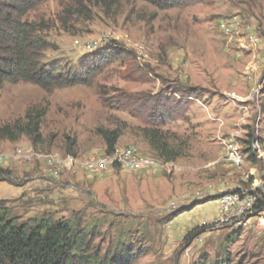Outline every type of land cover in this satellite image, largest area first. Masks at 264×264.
Returning a JSON list of instances; mask_svg holds the SVG:
<instances>
[{
    "label": "rangeland",
    "instance_id": "obj_1",
    "mask_svg": "<svg viewBox=\"0 0 264 264\" xmlns=\"http://www.w3.org/2000/svg\"><path fill=\"white\" fill-rule=\"evenodd\" d=\"M30 2L20 20L38 29V57L83 82L49 91L5 82L0 125L39 116L41 140H0V155L30 148L105 160L99 135L117 131L118 151L134 147L161 164L140 134L149 127L175 135L183 155L163 169L76 164L56 178L43 170L44 159L4 160L0 168L12 184L0 182V200L19 221L48 214L93 229L100 257L128 245L126 264L210 263L222 256L227 264H264V210L250 215L236 238L238 227L217 224L221 195L264 196V0H195L163 9L141 0L82 7ZM202 225L188 244L182 240Z\"/></svg>",
    "mask_w": 264,
    "mask_h": 264
},
{
    "label": "trees",
    "instance_id": "obj_2",
    "mask_svg": "<svg viewBox=\"0 0 264 264\" xmlns=\"http://www.w3.org/2000/svg\"><path fill=\"white\" fill-rule=\"evenodd\" d=\"M31 0H0V90L5 82L33 83L49 91L50 86L73 85L83 82L77 74L57 72L52 65L47 66V61L42 62L38 53L42 50V43L36 35L38 29L35 25L28 24L20 19L28 9ZM71 3L82 7L85 3L99 2L102 0H69ZM157 8H170L185 2L195 0H141ZM33 2V1H32ZM105 4V2H103ZM77 14L80 9H77ZM27 123L0 125V140L17 141L20 137L39 142V116L26 115ZM141 137L147 142L154 158L159 162L168 163L183 155L182 143L178 142L175 135L156 127L140 129ZM104 144V154L109 156L117 148L120 133L117 131H101L99 135ZM253 143L249 136L244 145L247 153ZM73 143H67L66 153H72ZM255 161V155L249 157ZM9 162V161H8ZM10 172L0 168V182L12 184ZM234 193H239L236 191ZM254 196V195H252ZM256 199L254 210H264V196ZM185 209H181L182 213ZM206 228L205 225L196 226L189 230L183 241L188 242L195 238L199 232ZM240 228L231 235L239 236ZM229 235V236H231ZM97 234L93 229L87 230L79 222L71 219H54L51 215H40L25 221H19L12 210L0 200V264H126L131 258L130 247L121 243L112 253H105L100 257V250L93 245ZM228 259L221 257L210 263L197 264H227Z\"/></svg>",
    "mask_w": 264,
    "mask_h": 264
},
{
    "label": "bare ground",
    "instance_id": "obj_3",
    "mask_svg": "<svg viewBox=\"0 0 264 264\" xmlns=\"http://www.w3.org/2000/svg\"><path fill=\"white\" fill-rule=\"evenodd\" d=\"M127 155L129 157H127ZM15 156V157H14ZM119 157L118 159L113 160L112 163H109L112 161V158ZM20 158L25 159H44L45 168L43 169L46 174H48L52 178H56L59 174L62 173V171L70 170L72 166L78 164L81 167H85V170H98L106 169L107 167L111 169L114 166H118L124 169L129 170H137V169H149L151 167L156 168H165L170 163L166 164H160L155 163L152 160L146 159L142 157L139 153V151L136 148L128 147L124 148L120 151L116 150L113 154L107 156L105 160H94L89 162H82L78 159L72 158L70 156H67L65 158H56L51 155L43 156L39 153L33 152L32 149H16L13 153H9L7 155H0V162L4 160H16ZM19 161V160H18ZM87 168V169H86ZM251 198H254L252 195H250ZM248 198V194L246 193H226L221 195L218 199V204H221L225 201H228L230 199H244ZM219 219H220V212H219ZM249 222L248 216H240L239 217V223L233 224L236 227H244V225H247Z\"/></svg>",
    "mask_w": 264,
    "mask_h": 264
},
{
    "label": "built area",
    "instance_id": "obj_4",
    "mask_svg": "<svg viewBox=\"0 0 264 264\" xmlns=\"http://www.w3.org/2000/svg\"><path fill=\"white\" fill-rule=\"evenodd\" d=\"M15 157V156H14ZM127 157H129L127 155ZM119 157L112 158L113 160L118 159ZM237 154L231 161H237ZM11 161V160H10ZM103 171H99V174H102ZM256 199L251 198L250 194H248V198L244 199H230L225 201L219 205V212H220V220L217 221L218 225H226V224H237L239 223L240 216H248L249 220L252 218L250 215L255 213L254 206H255ZM246 225H244L245 227Z\"/></svg>",
    "mask_w": 264,
    "mask_h": 264
},
{
    "label": "crops",
    "instance_id": "obj_5",
    "mask_svg": "<svg viewBox=\"0 0 264 264\" xmlns=\"http://www.w3.org/2000/svg\"><path fill=\"white\" fill-rule=\"evenodd\" d=\"M217 209H218V207H217ZM204 223V222H203Z\"/></svg>",
    "mask_w": 264,
    "mask_h": 264
}]
</instances>
